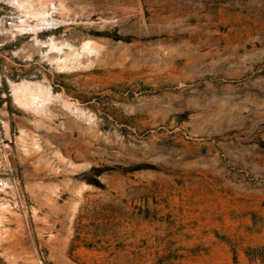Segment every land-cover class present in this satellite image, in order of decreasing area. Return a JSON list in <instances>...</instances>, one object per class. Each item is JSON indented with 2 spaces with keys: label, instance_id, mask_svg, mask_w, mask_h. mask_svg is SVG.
Listing matches in <instances>:
<instances>
[{
  "label": "rangeland",
  "instance_id": "rangeland-1",
  "mask_svg": "<svg viewBox=\"0 0 264 264\" xmlns=\"http://www.w3.org/2000/svg\"><path fill=\"white\" fill-rule=\"evenodd\" d=\"M0 16V264H264V0Z\"/></svg>",
  "mask_w": 264,
  "mask_h": 264
},
{
  "label": "built area",
  "instance_id": "built-area-1",
  "mask_svg": "<svg viewBox=\"0 0 264 264\" xmlns=\"http://www.w3.org/2000/svg\"><path fill=\"white\" fill-rule=\"evenodd\" d=\"M0 29L15 31L13 22L5 16H0ZM0 142L2 143V141ZM0 155H4L5 158L9 155L5 147L0 148ZM18 190V180L11 176L9 165H6L5 159L0 160V191H9L12 194L18 195Z\"/></svg>",
  "mask_w": 264,
  "mask_h": 264
}]
</instances>
